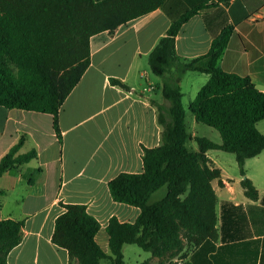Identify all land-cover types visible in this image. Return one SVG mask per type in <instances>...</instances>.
<instances>
[{"label":"crops","instance_id":"0c3cea01","mask_svg":"<svg viewBox=\"0 0 264 264\" xmlns=\"http://www.w3.org/2000/svg\"><path fill=\"white\" fill-rule=\"evenodd\" d=\"M204 4L209 8L192 16L178 32L177 55L183 60L205 55L213 39L231 26L219 66L249 77L264 92V0H165L152 12L120 25L113 36L104 31L91 37V64L58 114L62 144L53 115L0 106V162L20 141L16 156L32 151L37 155L0 176V221H24L22 240L10 251L8 264H76L67 250L52 242L56 219L66 204L85 205L100 223L96 240L106 253L110 219L137 220L141 210L116 202L108 184L121 173H142L143 149L160 145L162 126L151 101L164 107L169 102L163 96V80L156 76L154 81L149 74L148 56L174 21ZM169 74H177L176 69ZM143 77L147 85L138 82ZM111 78L124 82L130 91L113 85ZM208 79L203 73L181 75L183 99L188 89L193 100ZM188 80L195 82L193 90L185 84ZM207 155L221 170L223 183L212 182L217 239L173 257L151 255L139 263L264 264V181L246 170L258 190V198L250 199L241 185L243 176L231 180ZM248 161L264 164V150L245 166Z\"/></svg>","mask_w":264,"mask_h":264},{"label":"trees","instance_id":"16d2710c","mask_svg":"<svg viewBox=\"0 0 264 264\" xmlns=\"http://www.w3.org/2000/svg\"><path fill=\"white\" fill-rule=\"evenodd\" d=\"M165 0H0V106L53 115L62 144L58 114L67 97L91 64L90 39L160 7ZM210 5H198L174 21L148 56L153 75L163 80L164 107L155 101L162 126L161 143L144 148L143 172L121 173L108 186L116 202L138 207L134 223L110 219L106 226L109 253L96 240L100 223L85 205L66 204L55 222L52 242L68 251L76 264H125L123 248L136 245L153 257L175 256L217 239V196L212 182L221 180L207 153L221 150L236 157L246 176V161L264 150V92L249 77L224 72L223 56L232 27H225L205 55L183 60L176 53V36L182 26ZM176 69L177 74H169ZM187 72L209 76L188 105L196 123L218 131L222 142L193 135L185 123L186 109L179 85ZM169 74V75H168ZM113 85L130 87L111 78ZM194 140L198 148H188ZM19 142L0 162V176L33 158L36 152L16 156ZM245 195L253 200L258 190L250 178L241 180ZM166 195L150 202L162 187ZM23 220L0 221V264H8L10 251L22 240ZM149 264V263H141Z\"/></svg>","mask_w":264,"mask_h":264},{"label":"rangeland","instance_id":"374dc122","mask_svg":"<svg viewBox=\"0 0 264 264\" xmlns=\"http://www.w3.org/2000/svg\"><path fill=\"white\" fill-rule=\"evenodd\" d=\"M148 71L154 81L158 79L156 76L152 74V72L149 69V66H148ZM138 82L147 85L145 81V77L139 79ZM185 84L187 85L190 84L192 86L191 90H193V88H195L196 86L193 80L192 81L188 80L186 81ZM191 100H192V91L186 89L185 97L183 99V104L186 109L185 123L188 127V131L193 135L207 137L216 143H221L222 139L218 131L204 124L196 123L194 115L188 109V105L191 102ZM257 128L261 133H264V119L259 125L257 124ZM187 146L192 150H196L198 148L197 143L194 140L188 141ZM209 155L214 160H217L219 164H221V166L225 169L227 176L231 180H236L238 178H241L242 175L240 173V168L237 164L236 157L234 154L224 152L221 150H211L209 151ZM245 170H249V174L251 176H254V178H256L257 180L264 181V164L256 165L254 161H250V162L248 161L247 165L245 166ZM245 178H250V177L248 176L242 177V179ZM166 193H167V188L165 186L160 188L152 195L150 202H155L162 199L166 195ZM123 253H124L125 264H141L139 262H143L144 260H147V258L151 257L150 253L143 251L141 248H139L136 245H125Z\"/></svg>","mask_w":264,"mask_h":264}]
</instances>
